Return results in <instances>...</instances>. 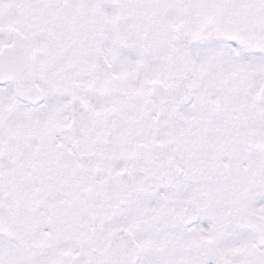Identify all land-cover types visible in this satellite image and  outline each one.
Returning <instances> with one entry per match:
<instances>
[{
  "label": "snow or ice",
  "instance_id": "obj_1",
  "mask_svg": "<svg viewBox=\"0 0 264 264\" xmlns=\"http://www.w3.org/2000/svg\"><path fill=\"white\" fill-rule=\"evenodd\" d=\"M0 264H264V0H0Z\"/></svg>",
  "mask_w": 264,
  "mask_h": 264
}]
</instances>
